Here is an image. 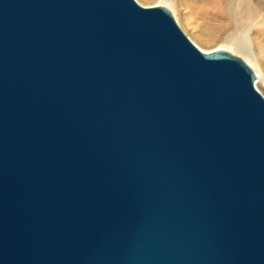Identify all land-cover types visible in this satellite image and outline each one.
<instances>
[{
	"label": "water",
	"instance_id": "1",
	"mask_svg": "<svg viewBox=\"0 0 264 264\" xmlns=\"http://www.w3.org/2000/svg\"><path fill=\"white\" fill-rule=\"evenodd\" d=\"M163 7L0 0V264H264V97Z\"/></svg>",
	"mask_w": 264,
	"mask_h": 264
},
{
	"label": "rangeland",
	"instance_id": "2",
	"mask_svg": "<svg viewBox=\"0 0 264 264\" xmlns=\"http://www.w3.org/2000/svg\"><path fill=\"white\" fill-rule=\"evenodd\" d=\"M135 2L143 7L166 8L183 34L199 50L229 53L247 64L256 76L255 66L264 78V0L252 1L251 6L256 10L254 20L240 25L226 16L214 17V10L204 0ZM255 88L264 97V86L255 84Z\"/></svg>",
	"mask_w": 264,
	"mask_h": 264
},
{
	"label": "bare ground",
	"instance_id": "3",
	"mask_svg": "<svg viewBox=\"0 0 264 264\" xmlns=\"http://www.w3.org/2000/svg\"><path fill=\"white\" fill-rule=\"evenodd\" d=\"M252 1L254 0H204V3L214 10V17L226 16L240 25L244 21L254 20L256 10L251 6ZM254 69L257 79L256 85L264 86V78L261 77L260 71L255 66Z\"/></svg>",
	"mask_w": 264,
	"mask_h": 264
}]
</instances>
